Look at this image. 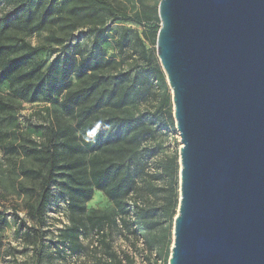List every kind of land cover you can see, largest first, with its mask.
Returning <instances> with one entry per match:
<instances>
[{"label":"water","instance_id":"water-1","mask_svg":"<svg viewBox=\"0 0 264 264\" xmlns=\"http://www.w3.org/2000/svg\"><path fill=\"white\" fill-rule=\"evenodd\" d=\"M181 148L169 264H264V0H160Z\"/></svg>","mask_w":264,"mask_h":264},{"label":"trees","instance_id":"trees-1","mask_svg":"<svg viewBox=\"0 0 264 264\" xmlns=\"http://www.w3.org/2000/svg\"><path fill=\"white\" fill-rule=\"evenodd\" d=\"M41 1L15 0V8L0 17V36L17 22L24 28L41 27L49 15L45 10L38 14L36 22L34 6ZM129 20L138 25L152 24L153 27L143 36L150 44L157 45L161 24L158 8H144ZM100 34L103 36L105 31ZM119 43L124 49L125 37H121ZM11 48L0 44V87L7 85L15 96L32 103H53L62 95L63 105L74 112L76 123L74 128H50L49 144L32 150L34 155L45 161L46 169H30L24 173L40 183L38 201L29 207L31 219L44 222L55 186L59 187L63 197H67L68 208L75 214H84L94 192L100 191L114 205V209L109 212L93 210L85 219L74 220L73 225L63 232L64 240L70 243L72 250H79L82 247L80 236L90 228L101 236L100 242L107 249L100 258V264H125L106 241V226L132 227L134 234L138 232L148 237L147 232L160 226L161 220L174 223L177 216L179 155H164L162 145L156 143L155 134L161 126L175 127L171 94L164 100L168 109L161 118L160 127L155 130L154 126L159 122L158 113H135L129 109L130 106H137L145 93L136 77L131 72L105 75L99 71L105 62L99 37L94 39L93 48L84 59L78 61L79 54L74 51L63 57L58 55L45 71L39 65L29 66L46 47L23 42L19 54ZM74 76L83 82L76 89H69ZM155 79L168 88L166 76L159 65L155 69ZM9 109V103L0 99V111L6 113ZM144 194L158 199L159 205L141 204ZM15 218L21 228L30 231L25 220L18 214ZM5 224L4 213L0 211V230ZM2 248L0 239V252Z\"/></svg>","mask_w":264,"mask_h":264},{"label":"rangeland","instance_id":"rangeland-1","mask_svg":"<svg viewBox=\"0 0 264 264\" xmlns=\"http://www.w3.org/2000/svg\"><path fill=\"white\" fill-rule=\"evenodd\" d=\"M159 3L160 0H99L96 4L90 0H42L34 6L36 22L38 14L48 10L49 15L42 26L24 28L17 22L0 36V44L12 46L15 54L21 52L23 42L46 47L29 66L39 65L45 71L58 55L63 57L74 51L79 54L78 61L84 59L93 48L94 39L99 37L105 61L99 71L105 75L131 72L136 77L145 93L141 102L129 109L135 113H158L156 130L167 112L164 100L169 93L173 109L172 92L169 86L167 90L155 79V69L161 63L156 46L143 36L153 25H138L129 19L144 8H158ZM15 6V0H0V17L10 13ZM101 31H105L103 36ZM121 37H125L124 49L120 48ZM82 82L74 76L69 89H76ZM0 99L10 106L6 113L0 111V211L6 219L0 230L3 243L0 264H100V258L107 250L100 242L101 236L90 228L85 229L79 240L81 249L72 250L70 243L64 240L63 232L74 220L85 219L93 210L109 212L114 209L102 192H94L84 214H75L68 208L67 197H63L59 187L55 186L44 222L32 220L29 215L30 205L38 201L40 183L24 173L30 169H46L45 161L32 150L49 144L50 128L76 127L74 112L65 108L62 95L53 103H32L15 96L7 85L0 87ZM155 134L164 155H179L181 142L176 124L168 128L161 126ZM158 201L148 194L140 199L144 206L159 205ZM15 214L26 221L30 231L19 226ZM161 221L160 226L147 232L148 237L138 232L134 234L132 227L109 225L104 229L105 238L125 264H169L174 223Z\"/></svg>","mask_w":264,"mask_h":264}]
</instances>
